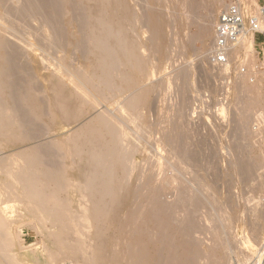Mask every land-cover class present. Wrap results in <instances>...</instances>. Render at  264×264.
I'll return each mask as SVG.
<instances>
[{
  "label": "bare ground",
  "instance_id": "bare-ground-1",
  "mask_svg": "<svg viewBox=\"0 0 264 264\" xmlns=\"http://www.w3.org/2000/svg\"><path fill=\"white\" fill-rule=\"evenodd\" d=\"M132 1L135 0H0V264H21L16 253L17 234L14 230L19 224L33 226L40 235L43 234L44 252L40 255L26 254L35 264H228V256L234 252L232 243L235 239L230 232L233 229L232 220L236 217H231L230 220L218 207L221 214L218 215L219 212L216 215L214 211V219V208L211 207L212 213L207 210L210 202L214 204L211 193L214 187L207 184L211 182H206L209 181L206 180L207 174L204 175L205 180L200 177L205 169L197 170L198 166L194 162H198L194 155L197 152L191 150L193 143L190 142V146L188 142L187 146L181 145V125L172 124L170 130L162 127V130L168 132L161 131V137L155 139L156 133L155 137H152V133L156 129L154 130L155 126H152L148 116L154 94L162 91L167 83L160 79L154 80L157 71L163 70L164 63L157 62L166 58V53L170 50L166 29L172 22L167 19V15L173 14L175 19L169 18H173L177 25L178 17L186 14L183 24L180 21L184 25L186 45L194 48L192 46L200 43L202 53L213 54L217 43V28L220 25V22L217 23V16L222 7L228 6L227 0H207V3L204 2L206 0H147L141 7L132 4ZM237 4L244 12L254 15L257 20L261 19L258 0H239ZM202 10L207 13L201 14ZM193 28L196 29L195 32H192ZM260 31L264 32V22L261 23ZM20 32L28 34L25 36H29L28 39L23 38L28 41L30 37L32 40L36 38L37 45L17 38V41L22 42L19 47L13 43L14 40L10 41L11 37L20 35ZM255 38V34L245 27L239 42L228 51L227 62L221 66L214 64L217 69L219 67V70L216 69L219 76L227 74L235 61H241L248 68V72L240 76L238 74V79H235L237 81H234L236 95L241 99L240 129L236 135L239 134L241 138L238 136V139L244 142L251 141L253 137H258L259 140L262 138V132L260 137H256L257 133L250 127V116L258 108L264 107V89L259 87L261 80H255L257 85L251 82L255 76L252 69L256 65ZM35 50L45 54L44 57L41 54L37 56L38 60L39 56L44 59L43 63L45 59L49 61L53 57L57 60L53 64L55 67H51L55 70L48 79L49 82L46 79L40 81L39 76L38 82L47 81L50 84L47 83L48 88L42 91L37 85L43 83L37 84L35 77L17 62L21 55ZM60 54L63 56L60 57ZM34 58L37 59L35 56ZM41 68L43 67L40 70ZM46 69L43 68L44 71ZM38 72L39 70L36 73ZM184 72L178 71L176 80L186 81L192 76L187 75L189 71L187 74ZM212 73H215V69ZM186 86L182 84L178 88L182 103L174 113L176 120L182 117L184 120V115L190 109V103L186 99L189 90L187 91ZM260 110L264 111V108ZM256 117L259 115L254 116ZM260 117L264 119V116ZM263 121L260 123L263 124ZM151 139L155 140L151 148H154L153 151L149 150ZM183 140L182 143L185 144ZM244 142H241L243 148ZM254 145L257 152L258 144ZM261 147L263 145L259 146ZM200 148L199 146L198 150ZM233 149L232 154L236 151ZM248 150L251 151L250 148ZM199 151L205 153L206 150ZM145 153L148 156L145 161L141 160L145 162L142 163L145 166L139 170L141 166L135 161L136 156ZM242 156L244 157L240 160L236 159L238 162L230 165L231 169L252 175L258 170L254 166L259 161L246 162L244 159L248 158L244 154ZM261 156L259 159L262 162L257 163L256 167L263 168L264 153ZM206 159L209 158L205 157ZM191 163H194L197 172L201 171L200 176L197 172L198 176L191 175L192 172L195 173L194 169H185ZM205 163L209 169L210 163ZM201 164L198 163L199 168ZM184 169L190 170L193 180L191 183L198 189L190 185L191 178L186 181L187 172ZM213 171L212 174L215 173ZM208 172L210 171L206 173ZM228 173L225 175L234 178L232 173ZM256 181L258 180L255 183ZM257 183L259 186L261 182ZM252 184L256 186L254 182ZM261 185H264V181ZM255 186L251 187L249 184V190ZM203 190L210 193L206 210L211 214L208 212L210 216L204 221L209 223L210 220H216V223H222L218 222L221 224L218 227L217 224L216 227H210L213 224H209L208 228H201L206 232L207 238L212 236L209 238L210 244L202 239L204 232L200 237L197 236L200 234L198 225L201 226L198 222L207 214L204 210L206 214H199L202 211L199 210L200 202L203 203L199 197ZM262 191L260 190V197ZM170 193L172 197L175 195L173 201L172 198L170 201L167 198ZM243 196H246L245 193ZM246 198L242 199L246 201ZM203 200L208 203L207 199ZM261 201L251 211L255 219L252 226L253 239L257 241L264 232V213L259 211L263 209ZM251 203L256 202L251 200L250 205ZM15 204L19 205L16 209ZM252 213H248V216ZM217 249L224 256L221 255L220 259L218 257L214 261L211 256L217 253Z\"/></svg>",
  "mask_w": 264,
  "mask_h": 264
},
{
  "label": "rangeland",
  "instance_id": "rangeland-1",
  "mask_svg": "<svg viewBox=\"0 0 264 264\" xmlns=\"http://www.w3.org/2000/svg\"><path fill=\"white\" fill-rule=\"evenodd\" d=\"M92 1V0H91ZM137 1H140V0H135L134 2L132 1L131 3L132 4H137V5H139L140 7L141 6H143V5H145V1H147V0H141L140 2H137ZM176 2H177V0H175ZM233 1L234 0H227L226 1V5H230L231 4V2L233 3ZM205 3H207V0L206 1H204ZM258 2H259V5H260V8L261 7H263L264 6V0H258ZM228 6H225L226 8L228 7ZM138 7V6H137ZM140 7H138V9H140ZM225 7H222L220 10H219V13H218V16H217V23L219 22V19H220V17H221V15H222V13L225 11ZM202 12H203V14H206L207 13V11H206V13H205V10H202L200 13L202 14ZM171 14V13H170ZM167 16H169V17H174V19H175V16L172 14V15H167ZM185 16H187L186 14L184 15V13H183V15L181 14L178 18H179V23L176 25L173 21H174V19L172 18V19H170L169 17H167V19L169 20V21H171L172 22V24L169 26V28H167L166 30V32H167V36H168V43H169V49L171 50H169L168 51V53H166V56H167V54H168V56L166 57V58H163V59H160V61H158L157 62V64H162V63H164L163 64V67H162V71L161 70H158L157 71V75H156V77H155V79L154 80H158L159 81V79L162 81H165V83L167 82V83H169V85L167 84H165L164 85V87H163V89H165V91L162 89V91H157L156 92V94H154V99L152 98V106L150 107L151 109H150V112L148 113V116L150 117L149 119L151 120L150 121V123L152 124V126L154 125L155 127H154V130L156 129V131H154L152 134H153V136H152V134H151V136L152 137H155L154 136V134L156 135V137H155V139L156 138H160L161 137V131L162 132H165V131H167V130H165V129H169L170 130V127H171V129H172V124H176L177 125V123H178V125L181 127H179L180 128V133L181 132H183V133H181L180 134V137H181V145H184V146H187L186 145V142H188V144H189V146L191 145L190 144V142L191 143H193L192 145H191V147H193V145H194V147L193 148H191V150L193 151V152H197L198 153V151L200 150V149H202L203 151L204 150H206V151H204L205 153H202V151H199V152H201L200 154H202V156L204 157V158H200V159H204V161L206 162V161H208L209 163V169H208V166H206L207 164L204 162V161H202V160H200L199 159V157H202V156H200V154L198 153H196V154H194L197 158L195 159V160H197L198 162H196V161H194L195 162V165L196 166H198L197 168V170H201L202 171V169L204 170H206V172L207 171H210V172H208V173H206V172H204V171H202V173H201V171H198L197 172V170H196V166L194 165V163H191L190 165H188L189 167H191V165L193 166V168L191 167V168H189L188 166H187V168H185L186 170H188V169H190L191 171L194 169V171H195V173H191V172H189V171H186L185 169V171L187 172V176L185 175L186 173L184 172L183 174L186 176H184L183 174H181L182 176H184L185 178H187V180L186 181H189L188 179H190L191 181H189L190 183L193 181L192 180V177L190 176V173H191V175L192 176H195V175H199L200 173V175H203V176H200V177H202V178H204V180H205V178L206 177H204V175H206V176H208L207 178H206V180L208 179L209 181H206V182H210V184L209 183H207L208 185H210V187L211 188H213L214 187V191L212 190L211 191V193H213V195H212V197H214V204H212V202H210L211 204H212V206H211V204H209V199H208V196H210V193L209 192H207L206 190H203V191H201V197H199L200 198V201H203V203H201L200 202V206H204L203 208H200V206H199V210H201L202 209V211H200L199 212V214H201V215H203V214H206V215H203V216H205L204 218H203V216L201 217V218H203L202 220H201V218H200V222L201 221H203V222H198L201 226H199L198 225V223H197V225H198V227L200 228H198L199 229V232H200V234H197V236L198 237H200L201 236V234H202V232H204V234L205 235H203V236H201L202 237V239H205V241H208V243L207 244H210L211 243V240H209V238L211 239L212 238V236H209L208 238H207V235H206V232L203 230L205 227H209V224H213V225H210V227L212 226H214L215 224H217V227L220 225L221 226V222H219V223H221V224H219L218 222L216 223V220H210L209 221V223H207L206 221H204V219L206 218H208V215L210 214V212L212 211V209L214 208V210L211 212L212 213V215H213V218H214V211L216 212V215L221 211V212H224V214H226L227 216H229L230 218L232 217L234 220H232V218L230 219V220H232L233 222H232V228L234 229H231L232 231L230 232L231 233V236L235 239V241H233V243H232V249H233V251L235 252H233V253H231V255L230 256H228V264H264V248H263V244H264V232L262 233V236H261V241H260V239L257 241V240H255V239H253L254 238V227H252L254 224H253V222H255V219H254V214L251 212V211H253L254 209H252V208H256L257 206H256V204L258 203H260L259 201H261L260 199L262 198V201H263V203H264V193H262V192H264V189H263V186L264 185H261V183H262V181H264V167L262 168H260L259 166V168L258 167H256L258 164L257 163H259V162H262L260 159H261V155H263V151H261V150H264L263 148H264V127H262L263 125H264V119H263V117L261 118L260 116H264V111H261L260 109H262L263 110V108H258V112H260V113H258L257 111L256 112H254L250 117H251V120H252V123H251V129L254 131V133L256 134V137H257V135L260 137V135H262L261 137L263 138V140H259V138L257 139V138H255V137H253L252 139H251V141L249 140V141H247V142H244V140H242V139H238L239 137H240V135L238 134V135H236L237 133H238V130L240 129L239 128V115H240V105L239 104H241V99L237 96L238 94L236 93L237 92V90H235L236 89V82H234V81H237V80H235L236 78L238 79V77H237V75L238 76H240L241 74H245L246 72H248V68H247V66H245L243 63L241 64L240 62H237V61H235V62H233V64H231V66H230V69L228 70V72H227V74L226 73H224V75H220L219 76V73H218V71L217 70H219V67H218V69H217V67L216 66H214V63L212 62V60H211V55H212V53H210V52H203L202 53V51L200 50L201 49V44L200 43H196L195 44V46H192V47H194V48H190V47H188L187 45H186V37H184V25L182 26V24H183V21L182 20H184L185 19ZM181 19V20H180ZM182 22V24H180L181 22ZM175 24V25H174ZM182 26V27H181ZM217 26V25H216ZM171 27V28H170ZM194 30V31H193ZM23 31V30H22ZM196 31V29L195 28H193L192 29V32H195ZM22 33H26V32H20V35H18V36H16V37H11V36H9V37H11L10 38V41H13V43L14 44H16L17 46H19V47H21L20 45H22V44H20V42H21V40H20V42L19 41H17V38H19V39H23V38H29V36H27V37H25L26 35H28V34H22ZM169 33V34H168ZM24 37H23V36ZM146 37V36H145ZM255 49H256V53H255V57H256V62H255V64L256 65H254L255 67L254 68H252L253 70V73L255 74V76H253L252 77V81L251 82H253L252 84H254L255 82H257V81H255V80H261V83L259 84V87H262L263 89H264V32H260V33H258V34H255ZM13 38V39H12ZM185 38V39H184ZM27 39H23V40H25V41H27L28 43H30V44H35V45H37V42H35V41H37V39L36 38H33V40H32V38L30 37V40L28 41ZM35 39V40H34ZM146 39V38H145ZM144 39V40H145ZM31 41V42H30ZM18 42V43H17ZM26 42V43H27ZM183 42H184V44H183ZM22 43V42H21ZM181 43H182V45H181ZM20 44V45H19ZM173 47H172V46ZM181 45V46H180ZM183 45H184V47H183ZM182 47L184 48V49H182ZM185 47H188V49L187 50H185L186 48ZM197 47V48H196ZM200 47V48H199ZM196 48V49H195ZM192 49V50H191ZM195 49V50H194ZM167 50H168V48H167ZM167 50H166V52H167ZM199 50V51H198ZM38 50H35L34 52L33 51H31V52H29V53H27V54H25V55H21L20 56V60L18 59L17 60V62H18V64L20 65V67L22 68L23 66V68H25L26 69V71H29V74L31 75L32 74V76L33 77H35V79L37 80V84L38 83H43L42 85H37V88L40 90V91H42V90H45V88L47 87L48 88V85H50L48 82V79H50L51 78V76H52V73H53V70H55V68H51V67H55L53 64H55L56 62H57V60H56V58L55 57H53V63L50 61H48V59L46 60L45 59V61H44V63H43V61L42 60H44V59H42V57H44L45 56V54L41 51V52H37ZM184 51V52H183ZM22 52V51H21ZM35 52H37V53H35ZM183 54H182V53ZM187 52V55L185 54ZM35 53V54H34ZM169 53H170V56H169ZM206 55H205V54ZM209 53V54H208ZM34 54V55H33ZM41 54V55H40ZM204 54V55H203ZM33 55V56H32ZM38 55H40V56H42L41 58H40V56H39V60L41 59V61H42V63H41V61L39 62V60H38ZM44 55V56H43ZM61 55L63 56V54H60V57H61ZM29 56H31V57H29ZM34 56L37 58L36 60H35V58H34ZM208 56H209V59H208ZM22 57V58H21ZM33 57V58H32ZM159 56H157V58H158ZM165 57V56H164ZM252 57V56H251ZM28 58H32V59H34V60H32V59H29L28 60ZM58 58V57H57ZM56 60V61H55ZM208 60V61H207ZM210 60V61H209ZM31 61H33V62H31ZM164 61V62H163ZM48 62V63H47ZM55 62V63H54ZM236 62H237V64H236ZM32 63V64H31ZM45 63H47L48 64V66H47V64L45 65ZM75 63L77 64L78 63V60H77V58L75 59ZM234 63H235V65H234ZM39 64H40V66H39ZM49 64H51V66L49 65ZM212 64V65H211ZM23 65V66H22ZM33 65H34V67H33ZM43 65V66H42ZM47 66L48 67V69H46V67L45 66ZM79 65V64H78ZM171 65V66H170ZM173 65V66H172ZM40 67H43L44 69H46L45 71L43 70V68H41V70H40ZM174 67V68H173ZM214 67H216V68H214ZM237 67V68H236ZM50 68H51V71H50ZM172 68V69H171ZM185 68V69H184ZM188 68V69H187ZM33 69H35V70H33ZM213 69V70H212ZM214 69H215V73H212L213 71H214ZM217 69V70H216ZM37 70H39V72L38 73H36L37 72ZM48 70V71H47ZM35 71V72H34ZM40 71H42V72H40ZM176 71V72H175ZM178 71H182V72H184V73H186L187 74V72L189 71V73L187 74L188 76H190V75H192V76H190L189 78H187V80L186 81H178V80H176V74H177V72ZM217 71V72H216ZM255 71H257V72H255ZM50 72H51V74H50ZM191 72V73H190ZM245 72V73H244ZM34 73H36V74H34ZM165 73H167V76H166V74ZM257 74V75H256ZM35 75V76H34ZM44 75V76H43ZM48 75V76H47ZM164 77H163V76ZM37 76V77H36ZM41 78H40V77ZM46 76H47V78H46ZM226 76V77H225ZM166 77V78H165ZM169 77V78H168ZM223 77V78H222ZM225 77V78H224ZM39 78H40V81H45V79L48 81H46V83H44V82H38L39 81ZM157 78V79H156ZM257 78V79H256ZM41 79H44V80H41ZM190 79V80H189ZM168 80H170V81H168ZM172 80V81H171ZM183 82H185V83H183ZM193 84H192V83ZM234 82V83H233ZM47 83H48V85H47ZM171 83V84H170ZM189 83V84H188ZM182 84L184 85L185 84V86H186V88H187V91L189 90V92H187V97H186V99H187V101L190 103V109H189V111H188V113H186L185 115H184V120L182 121L181 119H174V118H176L175 116H174V113L178 110V108L180 107V105H181V103H182V96H181V94H180V92H178L179 91V89H180V87L182 86ZM192 84V85H191ZM256 84V83H255ZM258 84V83H257ZM256 84V85H257ZM47 85V86H46ZM168 86V87H167ZM191 86V87H190ZM166 87H167V89H166ZM170 88V89H169ZM179 88V89H178ZM168 90V91H167ZM168 93H167V92ZM161 92H165L164 94L162 93V95H161ZM170 93V94H169ZM189 93V94H188ZM237 94V95H236ZM157 95H159V96H157ZM164 95V96H163ZM162 98H161V97ZM190 100V101H189ZM239 100H240V102H239ZM181 102V103H180ZM240 106V107H239ZM227 107V108H226ZM239 107V108H238ZM218 108H221V109H218ZM218 109V110H217ZM191 111V112H190ZM218 112V113H217ZM226 112V113H225ZM221 113V114H220ZM255 113H257L258 115H259V117H256V118H254V116H256L255 115ZM262 113H263V115H262ZM220 115V116H219ZM225 115V116H224ZM254 115V116H253ZM253 116V117H252ZM259 119H260V121H263V124H262V122L260 123V121H259ZM176 121V123H173V121ZM250 121V120H249ZM180 123V124H179ZM260 123V124H259ZM259 125H262L261 127L259 126ZM166 126H169V127H167L166 128ZM162 127H165V131L164 130H162L163 128ZM183 127V128H182ZM162 128V129H161ZM153 129V128H152ZM161 129V130H160ZM258 129V130H257ZM160 130V132H159V134H157L158 132L157 131H159ZM183 130V131H182ZM256 130V131H255ZM153 131V130H152ZM168 132V131H167ZM260 132H262V134H260ZM183 134V135H182ZM260 134V135H259ZM185 136V137H184ZM187 136V137H186ZM239 136V137H238ZM255 136V135H254ZM191 137V138H190ZM235 137H237V138H235ZM183 138H184V140H183ZM185 138H187V139H185ZM234 138H235V140H234ZM241 138V137H240ZM153 139V138H152ZM151 139V146H150V149L149 150H151V151H153V149H151L153 146L152 145H154L153 143H155L153 140ZM182 140L183 141H185L184 143L185 144H183L182 143ZM199 140H201V142H199ZM203 140V141H202ZM231 142H230V141ZM233 140V141H232ZM238 140H241V141H239L238 142ZM259 140V141H258ZM153 141V142H152ZM195 142V143H194ZM198 142V143H197ZM232 142H234V143H232ZM239 143L238 145L236 144V143ZM244 142V148L242 147V143ZM255 144H258L257 145V152H259V153H261V154H259L258 153V155H257V152L254 150V149H256V145H254V143ZM197 143V144H196ZM204 143H206V144H204ZM230 143L232 144V145H230ZM249 143H251V144H249ZM259 143H261V144H259ZM263 143V144H262ZM196 144V145H195ZM203 144V145H202ZM235 144V145H234ZM201 147L199 150H198V148H199V146ZM239 145H240V147H239ZM246 145H247V148L249 149H251V151L250 150H248L247 148H245L246 147ZM254 145V147L252 148V146ZM262 146L263 145V148L261 147V148H259V146ZM183 146V147H184ZM197 146V147H196ZM204 146V147H203ZM223 146V147H222ZM226 146V147H225ZM250 146V147H249ZM208 147V148H207ZM225 147V148H224ZM231 147H234V149L233 148H231ZM236 147V148H235ZM239 147V149H238V151L239 152H237V148ZM242 147V148H241ZM197 148V149H196ZM204 148V149H203ZM211 149L212 151H210V150H207V149ZM220 148V149H219ZM227 148V149H226ZM226 149V150H225ZM232 149H233V151H235V149H236V151H235V153H237V154H235L234 152V154H232ZM247 149V150H246ZM253 149V150H252ZM195 150V151H194ZM242 150H244V151H246L245 153H244V151L242 152ZM214 151V152H213ZM217 151V152H216ZM219 151V152H218ZM249 151V152H248ZM211 152V153H210ZM230 152V153H229ZM242 152V153H241ZM256 152V153H255ZM149 152L147 151V154H148ZM163 153H164V155H166L167 153H166V151L164 150L163 151ZM163 153H162V155H163ZM207 153H210V154H207ZM215 153V154H214ZM218 153V154H217ZM229 153V154H228ZM241 154V156L239 155V154ZM250 153V154H249ZM253 153H255V155L253 154ZM151 153H149L148 155L149 156H151L150 155ZM204 154V155H203ZM220 154V155H219ZM222 154V155H221ZM245 155V158H248V160H246V159H244L246 162L247 161H250V160H254L253 162L255 163V160H257V161H259V162H257L256 163V166H254L255 168L254 169H258V170H254L255 171V173H252V177L255 179V180H258V181H256V183H255V180L253 181V178L250 176V175H245V174H242L243 172H239V171H237V172H235V171H233L231 168V166H232V164H233V162L234 163H236V162H238L239 160H240V158H242V157H244V156H242V155ZM248 154L249 155H251L250 156V158H249V156H248ZM148 155H146V153L143 155H138V156H136V160L135 161H137L136 163L139 165V166H141V167H139V170L140 169H142V167H144L145 165H143L142 163H145V162H143V161H141V160H144L145 161V158H146V156H148ZM209 155V156H208ZM224 155V156H223ZM232 155V156H231ZM258 157H257V156ZM145 156V157H144ZM159 156V155H158ZM215 156H218V158L216 157L215 158ZM227 156L229 157V158H227ZM235 156V157H234ZM237 156H238V158H237ZM253 156H256V157H254V159H253ZM261 156V157H260ZM143 157V158H142ZM205 157H207V158H209V159H206L205 160ZM221 157V158H220ZM232 157V158H231ZM212 158V159H211ZM228 160H227V159ZM235 160H234V159ZM252 158V159H251ZM256 158V159H255ZM260 158V159H259ZM211 159V160H210ZM224 159V160H223ZM230 159V160H229ZM236 159H239V160H236ZM154 160V159H153ZM155 160H156V158H155ZM155 160H154V162H155ZM218 160H220V161H218ZM227 160V161H226ZM231 160H234V161H232L231 162ZM201 161V162H200ZM211 161V162H210ZM222 161V162H221ZM141 162V163H140ZM203 162V164L205 165V166H203V164H201ZM228 162H230L229 163V165L227 164ZM165 163H166V161H165ZM198 163H200L201 165H200V167L201 168H199V165H198ZM226 163V164H225ZM249 163H252V162H249ZM213 164H214V166H213ZM167 165V164H166ZM211 165V166H210ZM231 165V166H230ZM168 166V165H167ZM166 166V167H167ZM227 166V167H226ZM165 167V168H166ZM205 167H207V168H205ZM212 167V168H211ZM168 168V167H167ZM214 168H215V171H213L214 170ZM219 169V170H218ZM262 169H263V171H262ZM261 170V172L259 173L258 171H260ZM211 171H213V172H215V173H213L212 174V172ZM229 173H228V172ZM233 171V172H232ZM253 171V172H254ZM196 172H197V174H196ZM221 172V176L223 177V179H218V178H221V176L219 175V173ZM225 172H227L228 174H230V173H232L233 175H235V176H233V175H231L232 177H234V178H231L230 176H226L225 174H227V173H224ZM239 172V173H238ZM256 172H258V173H256ZM209 173H210V175H209ZM235 173V174H234ZM189 174V175H188ZM240 177H238L237 175ZM242 174V175H241ZM259 177V179L257 178V176ZM261 174H262V176H261ZM197 175V176H198ZM246 177L247 176V178H244V176ZM211 176V178L209 179V177ZM213 176H214V178H213ZM226 176V177H225ZM248 176H249V178H248ZM256 176V177H255ZM184 177H183V179H184ZM217 177V178H216ZM227 177H230V178H228L227 179ZM235 177H237L238 178V180H237V178H235ZM243 177V181L241 180V178ZM261 177V178H260ZM226 178V179H225ZM251 178V179H250ZM216 179V180H215ZM229 179L231 180L232 179V181H229ZM234 179V180H233ZM249 179H250V183H248L249 182ZM262 179V181H259V180H261ZM185 180V179H184ZM220 180H222V181H220ZM237 182H236V181ZM213 181V182H212ZM234 181V182H233ZM217 182H220L219 184L217 183ZM233 182V183H232ZM240 182V183H239ZM254 182V184H256V186L255 185H253L252 183ZM257 182H261L260 184H259V186H257L258 185V183ZM193 183V182H192ZM190 184L193 188H196V189H198V187H196L195 185H193V184ZM244 183V184H243ZM248 183V184H247ZM211 184H213V185H211ZM228 184V185H227ZM242 184V185H241ZM247 184V185H246ZM249 184H250V186L251 187H253V186H255L253 189L251 188L250 190H249ZM252 184V185H251ZM235 185V186H234ZM260 185H261V188H260ZM226 186V187H225ZM227 186H230V188L229 187H227ZM233 186V187H232ZM244 186V187H243ZM217 187V188H216ZM218 187H220V188H218ZM236 187V188H235ZM241 187H242V189H241ZM247 189H246V188ZM256 187H258L257 188V191L259 192H257L256 191ZM230 189V191H228L229 189ZM233 188V189H232ZM232 189V190H231ZM244 189H245V191H244ZM259 189V190H258ZM193 190H195V189H193ZM218 190H219V192H218ZM227 190V191H226ZM260 190L262 191L261 192V195H262V197H260ZM206 191V192H205ZM215 191H217V192H215ZM225 191V192H224ZM237 191V192H236ZM242 191H243V193H242ZM249 191V192H248ZM250 191H251V193H250ZM252 191H254V192H252ZM257 192V195H259V197L257 196V195H254V194H256V192ZM202 192H203V194H202ZM215 192V193H214ZM230 192V193H229ZM207 193V194H206ZM230 194V195H228V194ZM233 193H235V195H233ZM244 193H245V195L246 196H243L244 195ZM171 194L172 193H170V195H168V199H169V201H170V199H171V201H173V199H174V197H175V195L173 194V196L174 197H172L171 196ZM206 194V195H205ZM209 194V195H208ZM214 194H216V195H214ZM237 194V195H236ZM202 195H205V196H203L202 197ZM250 195H251V197H250ZM207 196V198H205ZM216 196V197H215ZM229 196V197H228ZM237 196V197H236ZM241 196H243V197H241ZM248 196V197H247ZM256 196V198H254ZM247 197V198H246ZM250 197V199H248ZM253 197V198H252ZM210 198V197H209ZM235 198V199H234ZM237 198V199H236ZM240 198V199H239ZM244 198H246V201H244L243 199ZM202 199V200H201ZM203 199H207V201H208V203H206V202H204V200ZM234 199V200H233ZM239 199V200H238ZM257 200V201H254V200ZM217 201V203H216V201ZM232 200V201H231ZM241 200H243L244 201V203H243V201H241ZM251 200L253 201V203L254 202H256V203H254V204H252L251 203V205H250V202H251ZM240 201V202H239ZM261 201V202H262ZM206 203V204H205ZM263 203H261L262 205H263V209H264V204ZM204 204V205H203ZM208 204H209V208H208ZM218 204V206H216ZM248 204H249V206H248ZM257 204V205H258ZM220 205V206H219ZM247 205V206H246ZM4 206H7V205H4ZM15 208L14 209H16V208H18L19 207V205L18 204H15ZM205 206H207V207H205ZM215 206V207H214ZM250 206H252L251 208H250ZM254 206H256V207H254ZM211 207H213V208H211ZM219 207V209H220V211H219V209H217ZM246 207H247V209L248 210H246L245 211V209H246ZM206 208H208L207 210H209V211H207L206 210ZM215 208H216V210H215ZM261 208V209H262ZM211 209V210H210ZM250 209H252V210H250ZM259 210L260 212H263L264 213V210ZM206 212H204V211ZM243 210H244V212H243ZM234 211V212H233ZM208 212H209V214H208ZM221 212L218 214V215H220L221 214ZM228 212H229V214H228ZM232 212V213H231ZM238 212V213H237ZM252 213V214H250V216H248L249 214L248 213ZM262 213V214H263ZM223 214V213H222ZM211 215V214H210ZM209 215V216H210ZM235 215V216H234ZM253 215V216H252ZM237 216H239V217H237ZM245 216H247V217H245ZM240 218H242L243 219V222H242V219L240 220ZM245 218H246V220H245ZM254 220V221H252V219ZM214 219H216V217L214 218ZM237 219V220H236ZM248 219H250L251 221H249ZM248 220V221H247ZM211 221H212V223H211ZM213 221H215V222H213ZM204 222H206V223H204ZM247 222V223H246ZM204 224V225H203ZM205 224H208V226H206ZM219 224V225H218ZM249 224V225H248ZM252 224V225H251ZM247 225V226H246ZM203 226V227H202ZM252 228V230H251V228ZM215 227H216V225H215ZM201 228H203V229H201ZM15 234H17V243H16V253L19 255V258H20V262H21V264H35V262H34V260L30 257V256H26V254H30V253H32V254H35V255H40V254H42L43 252H44V244H45V240H44V237L43 236H41V235H43V234H41L40 235V233L33 227V226H29L28 224L26 225V224H19L18 226H16L15 227ZM202 230V231H201ZM39 233V234H38ZM234 233V234H233ZM233 235H235V236H233ZM203 237H206V238H203ZM255 240V241H254ZM43 241V242H42ZM209 241H210V243H209ZM258 242V243H257ZM262 242V243H261ZM235 243V244H234ZM237 243H238V245H237ZM234 245H235V247H234ZM255 245V246H254ZM259 245V246H258ZM262 246V247H261ZM20 247H23V248H20ZM30 247V248H29ZM234 247V248H233ZM240 247V248H239ZM20 248V249H19ZM237 248V249H236ZM240 249V250H239ZM258 249V250H257ZM31 250V251H30ZM243 250V251H242ZM248 250V251H247ZM251 252H250V251ZM217 251V253H215V254H213L211 257L213 258V260L214 259H217L219 256H221V255H223V252H220L221 250L220 249H217L216 250ZM238 251H239V253H238ZM261 251H263V253L261 252ZM242 252V253H241ZM248 252V253H247ZM259 252V253H258ZM216 254H219V255H216ZM234 256H233V255ZM236 254V255H235ZM240 254H241V256H240ZM249 254V255H248ZM215 255V256H214ZM238 255V256H237ZM242 255H243V257H242ZM245 255V256H244ZM251 255V256H250ZM224 256V255H223ZM222 256V257H223ZM238 258H237V257ZM215 257V258H214ZM245 257V258H244ZM260 258V259H259ZM218 259H220V257L218 258ZM217 259V260H218ZM242 259V260H241ZM258 259H259V261H258ZM244 260V261H243ZM263 260V261H262ZM214 261H216V260H214ZM261 261V262H260ZM230 262V263H229Z\"/></svg>",
  "mask_w": 264,
  "mask_h": 264
},
{
  "label": "built area",
  "instance_id": "built-area-1",
  "mask_svg": "<svg viewBox=\"0 0 264 264\" xmlns=\"http://www.w3.org/2000/svg\"><path fill=\"white\" fill-rule=\"evenodd\" d=\"M238 2L239 0H235L231 3L219 19L216 49L211 55V60L215 65L221 66L227 62L228 51L239 42L245 27L254 34L261 32V23L264 22V6L261 7V19L257 20L254 15L244 12L237 4Z\"/></svg>",
  "mask_w": 264,
  "mask_h": 264
}]
</instances>
